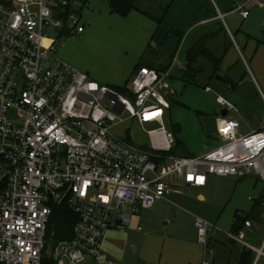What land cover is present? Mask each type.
<instances>
[{
    "label": "built area",
    "instance_id": "built-area-1",
    "mask_svg": "<svg viewBox=\"0 0 264 264\" xmlns=\"http://www.w3.org/2000/svg\"><path fill=\"white\" fill-rule=\"evenodd\" d=\"M85 3L0 0V264H41L51 204H65L76 216L71 238L53 244L54 264H119L101 250L104 233L129 228L140 210L175 187H204L208 176H254L264 187V125L241 134L242 117L231 101L218 97L226 114L216 148L174 157L167 154L174 136L164 128L171 67L136 69L121 93L57 58V42L84 31ZM250 7L247 0L231 12L246 18ZM127 119L152 128H143L149 147L113 134ZM259 199L263 226L244 219L238 232L227 234L254 253L252 264H264V234L258 246L245 241L264 232ZM194 226L203 250L199 264H214V229L198 217Z\"/></svg>",
    "mask_w": 264,
    "mask_h": 264
},
{
    "label": "rangeland",
    "instance_id": "rangeland-1",
    "mask_svg": "<svg viewBox=\"0 0 264 264\" xmlns=\"http://www.w3.org/2000/svg\"><path fill=\"white\" fill-rule=\"evenodd\" d=\"M140 4L146 6L147 2L142 0ZM81 24L84 26L83 33L57 42L60 48L58 59L82 73L98 74L100 79L96 78L94 81L104 85L102 79H106L108 86L118 92L129 77L127 74L138 62L152 67L166 66L171 63V54L176 53L169 77L170 89L174 95L168 100L171 110L165 111L164 128L174 131L175 127H179L181 135L175 134L188 145L189 152L191 149H201L211 137L216 136L212 112L216 106L217 111L220 108L216 103L218 96L214 90L218 86L226 92V88L213 80L209 83L212 92L208 94L204 90L205 83L199 81L198 84L187 85L180 78L183 71L180 68H185V54L192 45L194 34L181 41L174 36L173 31L168 30L165 33L175 39V46L168 47L170 42L167 40L165 45L162 43L157 47L153 22L135 12L125 18L110 13L107 0H86L81 11ZM50 36L55 37L54 33H50ZM82 36L83 40H80ZM212 49L215 55L220 52L215 47ZM204 65L211 71L207 63ZM230 93L237 98L247 124L252 118L264 120L263 98L248 92L247 84L239 87L242 99H238L236 91ZM210 109V119L203 122L205 117L202 112ZM127 117L124 114L123 118ZM143 128L145 131L152 129L149 125H144ZM249 129L245 122L241 123V134ZM112 132L121 139L130 138L137 145H149L151 140L132 119L125 120ZM255 180L254 176L228 181L210 178L202 192L204 200L201 201L195 198V193L190 192L189 188L180 187L169 201L161 200L151 208L140 210L135 215L138 217V224L134 222L125 230H107L101 240V250L110 260L119 264H194L195 261L199 264L203 258V250L196 242L193 226L195 218L206 220L214 229L216 238L221 240L225 237L227 241L235 215L251 212L255 201L264 193L262 184ZM137 226L140 230H137ZM263 234V230L256 237L247 234L245 241L258 246ZM211 237L209 235V240ZM52 247L53 243H47V256H51ZM231 247L234 255L229 264H235L238 247ZM213 251L215 263L226 264V255L222 254V249L215 246Z\"/></svg>",
    "mask_w": 264,
    "mask_h": 264
},
{
    "label": "crops",
    "instance_id": "crops-1",
    "mask_svg": "<svg viewBox=\"0 0 264 264\" xmlns=\"http://www.w3.org/2000/svg\"><path fill=\"white\" fill-rule=\"evenodd\" d=\"M141 1L142 0L135 1L136 7H138L141 11L147 12L153 19L141 14L138 11H131V12H135L154 23L156 33L154 35L155 37L154 36L153 37L154 39L156 38L157 47H159L162 43L165 45L167 40H169L170 42V45H168V47L173 48L175 46V42H176L175 39L170 38L167 35V33H165L168 32V30L173 31L174 36H176V38H178V40L181 41L185 37L187 39L191 34H194L195 36L192 39V45L187 49V51L195 47L199 42L204 41L205 48L215 58L221 59V62L217 70H214L212 65L207 60L203 58H198L196 63L191 66L192 76L190 77L186 76V78L184 79L185 81H187V83L184 82V84L195 85L198 84L199 81L202 84L205 83L206 85L204 86V90L205 93L208 94L212 92V88L209 85V83H211L213 80H215V82L219 85H224V88H226L228 92L223 91L221 88L217 86V88H215L214 90L217 96L223 97L236 105L242 117L241 123L245 122L246 125L250 127L248 132L252 130H259L262 127V125H264V120L260 121V119L252 118L253 120L247 124L246 118L244 116L245 113L243 115V112L237 103L236 100L237 98L233 97L230 92L236 91L238 94V99L239 98L242 99L239 95L240 94L239 87L243 86L244 84H247L248 92H250L252 95L256 94L257 96H262L263 100L261 99V102L264 104V94H263L264 92V0H251L252 7L249 8L248 10L249 14L246 18H243L238 12L232 13L231 10L234 8L236 4L246 2L247 0H214L216 8L214 7V5L211 3L210 0H145L147 2V5L151 4L149 6L140 4ZM168 4L170 6H168V9L163 18V22L161 24H156L154 19H159L162 16ZM217 11L220 14L224 15L222 19L218 18ZM80 40H83V36L82 38H80ZM212 47H215V49L219 50L220 52L217 51L218 54L215 55L212 52L213 51ZM186 54H185V68L184 69L180 68V71L185 70V74L188 71ZM175 55L176 53L171 54L172 60L170 65L167 64L166 66L152 67L144 64L141 65L140 62H138V64L136 65H139L140 67L155 69V70L167 69L173 65L175 61ZM146 62L149 63L148 61ZM201 63L202 65H200ZM204 63H207V66L211 68V71H209V69L206 68L205 66L206 64L204 65ZM134 67L132 68L131 72L127 74L129 75V77L126 79V82L131 77ZM183 71L180 75L181 76L180 78L182 80H183L182 77ZM87 74L92 79L95 80L100 79L98 74L96 75L90 73ZM219 78H221L222 80H219ZM102 81L104 85L108 86L107 84L108 81L106 79H102ZM207 88H209L210 91H207L206 90ZM166 95L168 101L169 98L174 95V93L171 92L170 89V91ZM216 103L219 105L218 100L216 101ZM169 106L170 107L168 111L171 110L170 103ZM219 108H218L219 110L217 111V106H216L215 111H217V114L215 116H214L215 111L212 112L213 113L212 116L214 118L216 128L219 122V118L221 116L220 113L222 111L220 105ZM204 111L205 112H202L203 117H205L203 122H206L208 119H210L211 116L210 113L212 110L210 109ZM216 128H215L216 136L211 137V139L207 141L206 144L201 149L198 150L191 149L190 150L191 152L188 151L189 149L188 145L183 143L175 134L177 133L178 136L181 135V130L179 127H175L174 131L167 130L171 132L174 136V142L171 147L172 150L171 156L174 157L199 156L213 148H216L219 144V138L216 133L217 130ZM141 129L143 128L141 127ZM240 131H241V126H240ZM128 140H130V138H128ZM149 145L146 144L139 146L147 148L149 147ZM210 178H214V180H225V181L232 179L238 180L237 178H233V177L208 176L207 183L204 187L195 188L187 185H180L175 187L174 191L171 194H169L165 199L169 201L172 195H176L178 193L177 189H179L180 187H187L190 189L189 190L190 192L195 193V198L197 200L199 201L204 200V195L202 192L205 191V188ZM137 221H138V217H134L132 223L136 222L138 224ZM214 234L215 233L211 234L212 237L210 239V245L213 249L215 246H219L220 249H222V254L226 255L225 256V258L227 259L226 264H229L231 257L234 255V249L231 246L234 247H238V246L235 245L233 242L231 243V241L228 238L226 241L225 237L219 240L218 238H216V235ZM197 244L199 245L198 242ZM226 244H228V246ZM240 251L241 250L238 247V257ZM238 257L236 259V262L238 260ZM194 264H198V262L195 261ZM214 264H216L215 259H214Z\"/></svg>",
    "mask_w": 264,
    "mask_h": 264
},
{
    "label": "trees",
    "instance_id": "trees-1",
    "mask_svg": "<svg viewBox=\"0 0 264 264\" xmlns=\"http://www.w3.org/2000/svg\"><path fill=\"white\" fill-rule=\"evenodd\" d=\"M136 0H107V6L109 7L110 13L116 14L121 18H125L131 11H138L141 14L150 17L153 19L147 12L141 11L135 5ZM169 4L167 5L166 9L164 10L162 16L159 19H154L156 24H161L163 22V18L165 13L168 9ZM187 75L185 74V70L183 71V80L185 83L184 78L186 76L190 77L191 75V66L196 63L198 58H203L207 60L213 67L214 70H217L221 59L215 58L204 46V41L199 42L195 47L187 51ZM140 68L139 65L134 67L133 72ZM168 69V68H167ZM165 70V69H163ZM133 74V73H132ZM129 82V80L124 84L125 85ZM125 88H120L119 92L123 93ZM171 149L167 152L168 155H172ZM264 198V195L261 196V199ZM260 199L255 201L254 209L249 213H242L243 218H239L236 214L234 223L232 224L230 231L232 233H236L241 229L243 225L244 219H250L254 221L258 225H262L260 215L263 210V206L260 204ZM76 222V216L71 212V210L67 207V205H56L51 204V214L49 216L47 225H46V232H45V241L46 243H53L56 244L59 241L70 239L72 236V227ZM232 243V241H231ZM254 259V253L249 250H241L238 260L236 264H252ZM41 264H54L53 260L48 257L47 255H43Z\"/></svg>",
    "mask_w": 264,
    "mask_h": 264
},
{
    "label": "water",
    "instance_id": "water-1",
    "mask_svg": "<svg viewBox=\"0 0 264 264\" xmlns=\"http://www.w3.org/2000/svg\"><path fill=\"white\" fill-rule=\"evenodd\" d=\"M219 80H222L221 78H219ZM222 116H224L226 114V112L224 110L221 111L220 113Z\"/></svg>",
    "mask_w": 264,
    "mask_h": 264
}]
</instances>
